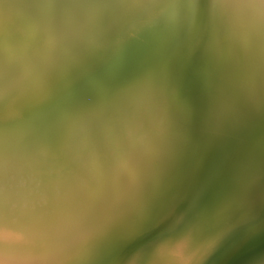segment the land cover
Returning a JSON list of instances; mask_svg holds the SVG:
<instances>
[{
  "label": "bare ground",
  "instance_id": "1",
  "mask_svg": "<svg viewBox=\"0 0 264 264\" xmlns=\"http://www.w3.org/2000/svg\"><path fill=\"white\" fill-rule=\"evenodd\" d=\"M0 209V264H264V0H0Z\"/></svg>",
  "mask_w": 264,
  "mask_h": 264
},
{
  "label": "snow or ice",
  "instance_id": "2",
  "mask_svg": "<svg viewBox=\"0 0 264 264\" xmlns=\"http://www.w3.org/2000/svg\"><path fill=\"white\" fill-rule=\"evenodd\" d=\"M185 10L189 15L193 18L197 17L200 11L205 7V0H181ZM182 31L185 32L189 28V20L186 18L182 19ZM173 55L175 53H172ZM3 224V213L2 209H0V226ZM194 264V262H192Z\"/></svg>",
  "mask_w": 264,
  "mask_h": 264
},
{
  "label": "water",
  "instance_id": "3",
  "mask_svg": "<svg viewBox=\"0 0 264 264\" xmlns=\"http://www.w3.org/2000/svg\"><path fill=\"white\" fill-rule=\"evenodd\" d=\"M256 13V11H254ZM260 19V18H259ZM228 26V25H227ZM226 29H228L230 31V27L228 26L227 28L224 29V31H226ZM231 126V125H230Z\"/></svg>",
  "mask_w": 264,
  "mask_h": 264
},
{
  "label": "clouds",
  "instance_id": "4",
  "mask_svg": "<svg viewBox=\"0 0 264 264\" xmlns=\"http://www.w3.org/2000/svg\"><path fill=\"white\" fill-rule=\"evenodd\" d=\"M182 240H183V238H181V239H177L176 242L179 243V242H181Z\"/></svg>",
  "mask_w": 264,
  "mask_h": 264
}]
</instances>
